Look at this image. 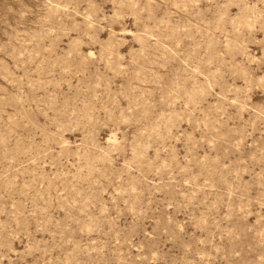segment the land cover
Listing matches in <instances>:
<instances>
[{
  "label": "rangeland",
  "instance_id": "374dc122",
  "mask_svg": "<svg viewBox=\"0 0 264 264\" xmlns=\"http://www.w3.org/2000/svg\"><path fill=\"white\" fill-rule=\"evenodd\" d=\"M0 264H264V0H0Z\"/></svg>",
  "mask_w": 264,
  "mask_h": 264
}]
</instances>
